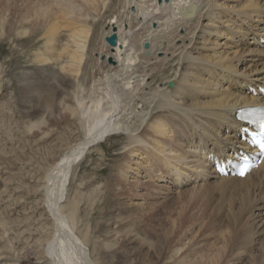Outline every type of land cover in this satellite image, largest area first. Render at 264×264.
Here are the masks:
<instances>
[{
	"label": "bare ground",
	"instance_id": "1",
	"mask_svg": "<svg viewBox=\"0 0 264 264\" xmlns=\"http://www.w3.org/2000/svg\"><path fill=\"white\" fill-rule=\"evenodd\" d=\"M47 1L45 7L36 2L43 14L33 9L34 20L47 16L49 11L53 15L54 8L64 16L80 19L83 16L80 12L98 9L106 2ZM129 5L136 7L140 18L149 23L138 33L136 41L131 38L130 54L121 58L118 66L108 69L101 88L95 85L87 98H83L79 88L90 36L88 27L69 35L74 45L69 64L49 70L54 89L64 98L57 102L50 93L41 105L51 117L58 111L70 110L84 131L82 139L45 176L44 204L54 228L46 253L53 264H96L86 246L87 239L75 233L80 193L67 204V214L62 212L65 207L62 204L67 202V188L75 164L90 147L118 134L125 136L128 144L124 149L132 158L128 161V173L142 169L144 178L148 179L141 182L135 177L129 181L135 189L152 188L153 196L159 198L173 191L172 188L182 189L189 183L232 184L237 190L234 206L229 203L225 208L226 216H231L236 207L256 224L255 237L264 238V168L239 179L220 177L213 167L215 159L226 162L236 159L241 150H247L239 138L240 128L245 125L235 120L236 111L264 106V0H131ZM29 19L30 16H20V25ZM110 25L117 30L115 34L120 43L117 41L112 51L119 57L127 42L119 39L121 25L117 21ZM52 28L51 25L42 47L47 52L54 40L50 34ZM60 58L52 55V61ZM48 60L47 55L36 53L38 74L46 71L42 66ZM170 63H176L177 67L168 85L143 83ZM27 80L24 78L21 82ZM23 86L26 85H21L22 89ZM28 87L32 93L35 91L34 84ZM130 100L141 106L132 107ZM29 105L39 106L32 101ZM129 109L125 116L121 114ZM128 118H132V123L122 122ZM145 152L148 154L144 155ZM121 209L113 207L107 235L119 263L158 264L152 262L151 256L143 255L141 259L140 251L139 254L131 252L137 237L129 234L130 225H126L129 215L126 209ZM163 239L166 242L162 238L160 247L152 252L160 262Z\"/></svg>",
	"mask_w": 264,
	"mask_h": 264
},
{
	"label": "rangeland",
	"instance_id": "2",
	"mask_svg": "<svg viewBox=\"0 0 264 264\" xmlns=\"http://www.w3.org/2000/svg\"><path fill=\"white\" fill-rule=\"evenodd\" d=\"M105 1L102 8L80 12V19L64 16L54 8L53 15L49 11L47 16L34 20L33 9L43 14L36 2L45 7L47 0H0V264H53L46 253L54 228L44 204L45 176L82 139L84 131L70 110L58 111L51 117L41 105L50 93L57 102L64 98L54 89L49 70L69 64V53L74 49L69 35L88 27L86 61L79 79L83 98H87L95 85L102 87L108 69L130 54L131 38L136 41L149 23L140 18L136 7L129 5L131 0ZM20 16H30L28 24L20 25ZM112 21L121 25L120 41L127 42L119 57L107 42L113 35L119 42L117 30L110 25ZM51 25L54 40L48 47L51 52H47L42 47ZM38 52L50 59L42 66L46 73L41 75L35 63ZM56 54L61 58L52 61ZM176 67V63H170L143 83L168 85L176 75ZM24 78L28 80L23 83ZM31 84L36 86L33 93L28 87ZM21 85L26 86L22 89ZM29 101L39 106L32 107ZM129 105L141 106L133 100ZM129 112L130 109L121 114ZM124 137L118 134L89 148L73 167L67 202L62 204V212L67 214V204L80 193L75 233L87 239L86 246L96 264H120L107 236L113 207L128 212L129 234L137 237L131 252L140 251L141 259L143 255L151 256L152 262L158 264H264V238L255 237L256 224L236 207L231 216H226L228 204L234 206L235 186L200 181L182 189L172 188L174 192L155 198L154 189L138 190L129 182L135 177L141 182L148 179L142 169L128 173L132 158L124 149L128 144ZM162 238L166 242L163 239L160 262L152 254Z\"/></svg>",
	"mask_w": 264,
	"mask_h": 264
},
{
	"label": "water",
	"instance_id": "3",
	"mask_svg": "<svg viewBox=\"0 0 264 264\" xmlns=\"http://www.w3.org/2000/svg\"><path fill=\"white\" fill-rule=\"evenodd\" d=\"M107 42H108V44L111 47H115V45H116V37L113 35L112 37L107 39Z\"/></svg>",
	"mask_w": 264,
	"mask_h": 264
},
{
	"label": "snow or ice",
	"instance_id": "4",
	"mask_svg": "<svg viewBox=\"0 0 264 264\" xmlns=\"http://www.w3.org/2000/svg\"><path fill=\"white\" fill-rule=\"evenodd\" d=\"M261 129L262 131H264V120L261 121ZM244 173H241V175H243Z\"/></svg>",
	"mask_w": 264,
	"mask_h": 264
}]
</instances>
